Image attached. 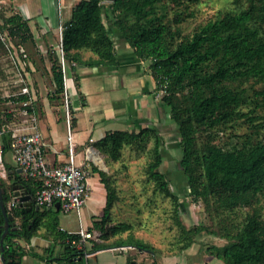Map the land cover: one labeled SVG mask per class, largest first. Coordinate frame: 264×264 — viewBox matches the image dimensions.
<instances>
[{"label": "trees", "instance_id": "trees-1", "mask_svg": "<svg viewBox=\"0 0 264 264\" xmlns=\"http://www.w3.org/2000/svg\"><path fill=\"white\" fill-rule=\"evenodd\" d=\"M197 1L113 0L105 5L103 0H80L73 5L70 18L62 24L64 56L69 62L89 67L117 66L119 60L112 33H120L135 55L147 62L153 78L165 82L161 99L168 108L181 145L179 169L187 178V198L202 203L216 215L246 208L243 220L237 223L226 216L219 230L203 224L187 229L180 223V196L170 189L169 180L160 170V136L155 129L147 128L138 133L114 131L106 134L101 143L115 157L124 145L136 144L149 136L154 138L146 175L158 191L173 201L174 217L180 227V249L188 247L200 233L207 232L226 240L222 248L211 250L223 264H264V217L260 205V197L264 195V114L257 113L259 109L264 111V89L257 90L252 85L253 92L249 96L247 88L242 86L250 79L264 86V0H257V7L253 4L255 0H249L252 1L250 9L223 12L184 35L181 23L186 20V10ZM171 11L174 12L172 18L169 17ZM3 19L0 30L15 37L9 40L11 47L31 41L33 35L28 19L19 12ZM48 46L46 56L50 65L47 69L52 77L53 93L60 95L59 55L51 44ZM5 49L0 40V52ZM83 50L91 52L92 56L83 59L80 54ZM30 68L33 70L31 64ZM26 99V95L15 98L17 101ZM9 100H0V123L5 122L2 116ZM28 111L33 112L35 108L32 110L29 106ZM243 118L251 132L231 131L238 119ZM224 135L226 138L222 139ZM200 136L202 141L198 143ZM8 140L6 134L1 138L3 153L9 151ZM7 168L12 171L7 177L13 181L6 184L0 180L5 201L10 202L13 196V182L24 184L34 196L39 183L36 181L33 185L23 180L12 166ZM92 170L100 176L106 189L102 217L93 221V227L102 231L117 194L106 172L95 166ZM26 208L15 205L9 209L13 215L10 233L5 236L4 248L0 250L5 264H16L22 257L19 246L16 250L12 247L14 238L30 239L34 235L35 215L39 210H35L34 204L30 211ZM3 222L0 212V234ZM130 229L129 224L121 223L109 232L116 235ZM58 234L62 238L67 236L66 232ZM128 238L134 242L119 243L121 239L102 242V249L121 245L150 248L132 236ZM64 247L71 256L77 255L74 248L65 243Z\"/></svg>", "mask_w": 264, "mask_h": 264}, {"label": "rangeland", "instance_id": "rangeland-1", "mask_svg": "<svg viewBox=\"0 0 264 264\" xmlns=\"http://www.w3.org/2000/svg\"><path fill=\"white\" fill-rule=\"evenodd\" d=\"M56 2L59 3L58 15L55 21H52L53 24L51 20L56 14H54V9L51 5H49V7L52 9L46 14L47 16L41 14L42 12L40 10L33 18L30 17V19H28V21L31 20L30 28L32 29L33 37L31 41H22L15 45V47L23 45L24 51H26L29 57L26 61H14L10 58L6 51L7 49L0 52V92L12 96V94L19 90L22 84L21 82L24 80L28 82L30 86L29 88L31 91L28 100L30 99L32 102L31 105L35 108L36 112H39V110L43 108V105L47 104L49 101L50 104L56 106V110L61 114L64 122L61 96L53 93L54 87H52V77L47 69V65H50L47 59L48 57L39 51V49L44 47L43 42H51V48H54L57 44L59 26L63 24V20L59 8L61 1L56 0ZM110 2L109 0H103L105 5ZM18 4V0H0V24L3 23L4 17L18 12ZM251 4L252 1L249 0H198L196 3L190 5L189 10H186V20L181 23L182 34H191L196 27L210 19H215L223 12H238L240 9H250ZM253 4L257 7L258 1H253ZM173 13V11L170 12V18L173 17ZM104 21L109 24L106 17H104ZM40 23L43 27H46L48 23L54 26L49 27V31L46 34H42V26ZM2 32L3 31L0 30V34ZM14 38L10 37V40ZM16 39L20 38L16 37ZM49 46L47 44V47ZM53 50L51 49L50 52H53ZM30 64L33 66V70L30 68ZM22 68H24L25 71ZM21 78L23 79L22 81L20 80ZM253 82L254 80L250 79L242 84L243 87L247 88V95L249 96L252 95L253 92L252 85L257 90L264 89L262 83L259 82L256 84ZM260 97H262V94ZM15 98L14 96L11 97L13 102L9 107L18 108L19 104L22 102L15 100ZM7 108L8 107H4V109ZM243 110L246 111L247 108L244 107ZM257 113L264 114V111L259 109ZM23 118H25V120L28 119L26 116ZM168 118V120H170L168 121V131L166 134H163L160 140L159 150L162 155L160 170L169 180L170 189L173 192H178L180 196L178 208L180 223L187 229L197 224H203L219 230L224 223L222 218L226 216L233 218L232 220L234 222H241L247 212L246 208H237L233 212L226 210L216 215L213 210L205 209L202 203H195L187 198V178L183 171L179 169V159L182 155L181 145L176 139L175 131H173L175 128L174 122L170 119V116ZM21 119L12 118L11 121L14 123L13 127L18 125ZM63 129L64 131L62 132L58 131L61 137L65 135L64 125ZM233 130L239 134L251 132L244 118L238 119L231 131ZM225 138L226 135L222 137V139ZM201 141L202 136L198 139V143ZM153 146L154 138H149L133 145H124L117 152L115 157L111 156L109 152L107 153L104 151V153L100 154L101 158L99 161L95 159L99 164L97 168L101 167V170L104 169L108 180L114 186L117 194V199L114 201L110 210L109 219L102 231L96 229L95 239H103L104 242H113L114 240L121 239L123 241L119 243H129L134 242L128 238L132 236L142 243L147 244L150 248H134L127 251H122L118 248L103 250V243L93 242L92 240L94 239H92L87 241L86 247L87 250L96 251V253L88 259V262L90 264H223L222 261H218V259L211 254V250L214 247L220 249L226 243V240L219 236L202 232L196 236L188 247L180 249L182 246L179 240L180 227L174 217L173 201L170 197L158 191L154 182L146 175V167L151 159V150ZM84 159V152L82 150H76V163H79L80 160L86 161ZM3 161L6 172L8 171L7 166H12L14 169L18 168L10 151H5L3 153ZM18 175L21 176V173ZM0 180L6 184L11 183L7 177V173L5 177L0 175ZM29 182L34 185L36 180H30ZM260 205L262 206V215L264 217V195L260 197ZM85 207L84 205L83 208L86 220L91 221L92 218L93 221L101 218V208L97 209V213L100 215H93L91 217V212ZM35 217L37 221L34 225V235H41L45 240L57 242L58 246L63 245V238L58 234L60 228L70 232L79 229V220L76 210L64 212L62 209L56 210L54 207L40 208ZM17 222L18 220H16V223ZM121 223L129 224L131 229L112 235L109 232L110 229ZM14 241L12 242V247L16 250L19 246V250H22L26 247L29 248V244H31L32 240L31 238L16 237ZM53 248V245L49 246V250H53ZM65 253L69 254L66 250ZM42 256L45 259L49 258V252L43 250ZM37 261L41 263L39 259ZM0 264H3L1 259ZM21 264H23V262H21Z\"/></svg>", "mask_w": 264, "mask_h": 264}, {"label": "crops", "instance_id": "crops-1", "mask_svg": "<svg viewBox=\"0 0 264 264\" xmlns=\"http://www.w3.org/2000/svg\"><path fill=\"white\" fill-rule=\"evenodd\" d=\"M60 1V14L62 20L66 21L70 18L73 5L80 0ZM18 3V12L26 19L33 18L40 10L41 14L47 16L46 14L52 8L56 15L52 20L50 19L51 23L57 18L59 3L56 0H18ZM30 21L28 22L31 27ZM52 24L48 23L49 27L54 26ZM112 37L119 64L117 66L93 67L77 64L73 68V75L69 80L73 112L71 123L74 139L77 142L76 150H82L84 160L88 161L80 160L79 163L86 162L88 165L90 193L84 205L91 212V217L100 215L97 213L98 208L102 209L103 214L106 202L105 186L101 182L100 176L92 170L93 166L97 167L99 165L97 162L101 158L100 154L104 151L108 153L107 146L103 145L101 140L106 134L114 131L138 133L147 128L155 129L161 140L163 134L168 131V121H170L168 120V108L159 96L158 87L155 85L148 64L135 55L133 49L125 42L119 32L114 31ZM43 44L47 48L48 43ZM80 54L83 59L92 56L91 52L87 50L81 51ZM35 116V124L44 143L46 161L50 165L61 163L66 159V129L64 137H61L60 132H58L64 131L63 125L65 127V124H62L64 122L61 114L56 110V106L48 101L39 112L35 110ZM173 131H175V128ZM149 138H152V136L147 137L145 140ZM88 149L90 153L87 156ZM95 159L98 161L96 162ZM98 169L101 170V167H98ZM54 208L58 209V207ZM78 220L79 227L81 222L84 228H87L90 232H96L93 227L94 220L92 221V218L91 221L86 220L84 208L81 210L80 217L78 215ZM60 232L68 233L70 231L60 228ZM92 239L94 238L88 240ZM31 240L29 248L22 249V257L16 264H21V262L23 264H77L75 262L76 255L71 256L65 253L64 243L62 246H58L57 242L45 240L41 235H34ZM92 241L104 242L103 239ZM50 245L54 246L53 250H49ZM113 248L115 247L103 250ZM43 250L49 252V258L45 259L42 256ZM38 259L41 263L37 261ZM218 261L221 262V260Z\"/></svg>", "mask_w": 264, "mask_h": 264}, {"label": "built area", "instance_id": "built-area-1", "mask_svg": "<svg viewBox=\"0 0 264 264\" xmlns=\"http://www.w3.org/2000/svg\"><path fill=\"white\" fill-rule=\"evenodd\" d=\"M41 24V23H40ZM42 34H46L49 31V25L43 27L41 24ZM57 44L54 49L59 55V64L62 73V89L60 92L61 104L64 111V123L66 129V159L56 166L50 165L45 161V148L42 141L41 133L38 130L36 123L35 111L29 112L28 107H32L30 99L23 100L18 108L9 107L4 110L2 119L4 123H0V170L1 176H6V169L3 161L2 142L1 138L4 134L9 138L8 148L12 153L18 168L21 169V177L25 181L36 180L39 186L36 189L32 201L34 205L39 208H53L58 207L64 212L70 210H76L80 217L81 210L88 199L90 193L89 188V171L87 169V163H76V147L77 142L74 139V131L72 127L73 112L70 90V78L73 75V68L76 67V63L69 62L64 56L63 44H62V25L59 26L57 34ZM0 40L4 43L6 51L10 58L14 61L21 62L27 60L28 56L24 51L23 45L17 47H11L10 37L4 32L0 34ZM45 43V42H43ZM47 48L44 44L42 49H39L43 55L47 54ZM24 71L25 69L22 68ZM154 79V78H153ZM23 80L22 78L20 79ZM155 85L159 87V96L162 97L165 93V82H159L154 79ZM19 90L12 94L14 97L21 95L30 96L31 89L28 82H21ZM9 94H3L0 92L1 99H10L9 105L13 100ZM28 117L25 120L23 117ZM12 118L21 119L18 125L13 127ZM14 120V119H13ZM10 124V125H9ZM12 125V126H11ZM92 141V139H90ZM90 150H87V156ZM13 206V203H9V208ZM67 236L63 238V243L74 248L78 253L75 258L77 264H90L88 259L93 256L96 251L87 250L88 239L94 238L96 233L90 232L87 228H84L80 222V227L75 232L66 233ZM75 237H71V235ZM122 251H127L136 248L131 245L117 246Z\"/></svg>", "mask_w": 264, "mask_h": 264}, {"label": "water", "instance_id": "water-1", "mask_svg": "<svg viewBox=\"0 0 264 264\" xmlns=\"http://www.w3.org/2000/svg\"><path fill=\"white\" fill-rule=\"evenodd\" d=\"M109 1H113V0H109ZM15 172L17 174H19L21 172V169L17 168ZM7 174L11 175L12 171L8 170ZM17 188H20L21 190L19 191ZM12 189H13V196L11 197L10 202L13 203V206L17 205L18 207H22V206L27 207L26 210L30 211L31 207L33 206L34 203H33L32 198H31L32 195L30 193H28V190L26 188H24V184H22V183L13 184ZM4 192L5 191H4V189L0 183V212H1L3 219H4V222L2 225L3 231L0 234L1 235L0 236V250L1 251L4 248V245H3L4 238L7 234L10 233V228H11L10 227V220L13 219V215L9 211V209H10L9 203L10 202L5 201ZM34 208H35V210H39V207L37 205H34ZM21 210L23 211L24 209H21ZM12 229H15V227H12ZM0 259H1L2 263L5 264L3 262L2 254L0 255Z\"/></svg>", "mask_w": 264, "mask_h": 264}, {"label": "flooded vegetation", "instance_id": "flooded-vegetation-1", "mask_svg": "<svg viewBox=\"0 0 264 264\" xmlns=\"http://www.w3.org/2000/svg\"><path fill=\"white\" fill-rule=\"evenodd\" d=\"M13 181V179H10V182H12ZM14 184H18V183H15V182H13ZM19 191L21 190L20 188H17Z\"/></svg>", "mask_w": 264, "mask_h": 264}]
</instances>
